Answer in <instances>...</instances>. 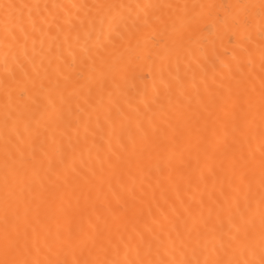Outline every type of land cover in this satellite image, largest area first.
Instances as JSON below:
<instances>
[{"label": "snow or ice", "instance_id": "obj_1", "mask_svg": "<svg viewBox=\"0 0 264 264\" xmlns=\"http://www.w3.org/2000/svg\"><path fill=\"white\" fill-rule=\"evenodd\" d=\"M0 264H264V0H0Z\"/></svg>", "mask_w": 264, "mask_h": 264}, {"label": "bare ground", "instance_id": "obj_2", "mask_svg": "<svg viewBox=\"0 0 264 264\" xmlns=\"http://www.w3.org/2000/svg\"><path fill=\"white\" fill-rule=\"evenodd\" d=\"M29 2H37V0H29ZM39 2H49V0H39ZM62 2H73V0H62ZM90 2H94V0H90ZM126 2L134 3V2H137V0H126ZM173 2H182V0H173Z\"/></svg>", "mask_w": 264, "mask_h": 264}]
</instances>
